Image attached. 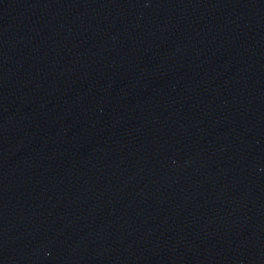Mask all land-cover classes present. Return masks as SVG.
<instances>
[{
    "label": "water",
    "instance_id": "water-1",
    "mask_svg": "<svg viewBox=\"0 0 264 264\" xmlns=\"http://www.w3.org/2000/svg\"><path fill=\"white\" fill-rule=\"evenodd\" d=\"M0 264H264V0H0Z\"/></svg>",
    "mask_w": 264,
    "mask_h": 264
}]
</instances>
